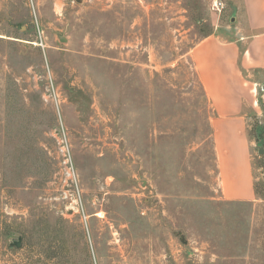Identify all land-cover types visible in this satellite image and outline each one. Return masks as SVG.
Masks as SVG:
<instances>
[{
	"label": "rangeland",
	"instance_id": "rangeland-1",
	"mask_svg": "<svg viewBox=\"0 0 264 264\" xmlns=\"http://www.w3.org/2000/svg\"><path fill=\"white\" fill-rule=\"evenodd\" d=\"M221 1L0 0V264H264V77L229 199L191 59Z\"/></svg>",
	"mask_w": 264,
	"mask_h": 264
},
{
	"label": "crops",
	"instance_id": "crops-1",
	"mask_svg": "<svg viewBox=\"0 0 264 264\" xmlns=\"http://www.w3.org/2000/svg\"><path fill=\"white\" fill-rule=\"evenodd\" d=\"M230 39L209 34L191 50V59L211 108L218 179L229 199L253 196L250 142L252 85L264 77V0H239Z\"/></svg>",
	"mask_w": 264,
	"mask_h": 264
},
{
	"label": "built area",
	"instance_id": "built-area-1",
	"mask_svg": "<svg viewBox=\"0 0 264 264\" xmlns=\"http://www.w3.org/2000/svg\"><path fill=\"white\" fill-rule=\"evenodd\" d=\"M224 3L221 0H211V7L215 11H220L221 8H223Z\"/></svg>",
	"mask_w": 264,
	"mask_h": 264
},
{
	"label": "water",
	"instance_id": "water-1",
	"mask_svg": "<svg viewBox=\"0 0 264 264\" xmlns=\"http://www.w3.org/2000/svg\"><path fill=\"white\" fill-rule=\"evenodd\" d=\"M262 152V149H259V153H261Z\"/></svg>",
	"mask_w": 264,
	"mask_h": 264
}]
</instances>
